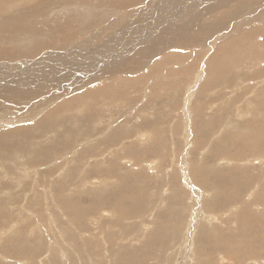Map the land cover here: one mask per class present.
Segmentation results:
<instances>
[{
  "label": "rangeland",
  "instance_id": "rangeland-1",
  "mask_svg": "<svg viewBox=\"0 0 264 264\" xmlns=\"http://www.w3.org/2000/svg\"><path fill=\"white\" fill-rule=\"evenodd\" d=\"M221 1L0 0L8 79L48 53L72 77L0 111V264H264V0ZM114 37L121 71L60 62Z\"/></svg>",
  "mask_w": 264,
  "mask_h": 264
},
{
  "label": "bare ground",
  "instance_id": "bare-ground-1",
  "mask_svg": "<svg viewBox=\"0 0 264 264\" xmlns=\"http://www.w3.org/2000/svg\"><path fill=\"white\" fill-rule=\"evenodd\" d=\"M4 1V0H3ZM93 1H95V0H93ZM97 1V0H96ZM102 2L103 1H107V0H101ZM109 1H115V0H109ZM155 1V0H154ZM162 1V0H161ZM253 1H256V0H253ZM261 1V0H260ZM100 2V1H99ZM234 2H235V0L234 1H232L231 3H230V5L231 6H233V4H234ZM242 2H243V0H242ZM258 2V1H257ZM104 3V2H103ZM154 3V2H153ZM261 4H263V2L261 1L260 2ZM100 4V3H99ZM106 4V3H105ZM220 7H222L223 5H224V0H222L221 2H218L217 3ZM244 4V3H243ZM251 4H253V2L251 3ZM83 5V4H82ZM94 5V4H93ZM124 5V3L122 2V0H120L119 2H117V1H115V2H112V3H109V2H107V4H106V6L107 7H111V8H108V11H111L112 12V9H113V7H117V6H119V7H124L123 6ZM254 5V4H253ZM258 5V4H257ZM260 5V4H259ZM37 6V5H36ZM86 6V5H85ZM88 6V5H87ZM96 6V5H95ZM141 6V5H140ZM218 6V7H219ZM242 6V5H241ZM261 6V5H260ZM80 7V6H79ZM78 7V8H79ZM248 7V6H247ZM263 7H264V5H263ZM67 8V7H66ZM82 8V7H81ZM79 9V10H82V9ZM92 8V7H91ZM261 8V7H260ZM64 9V11L66 12L67 10H65V7L63 8ZM90 9V8H89ZM216 8H215V6H208L207 7V12H206V14H212L213 13V10H215ZM251 9V8H250ZM94 10V9H93ZM249 10V9H248ZM247 10V11H248ZM257 10H258V8H257ZM95 11V10H94ZM212 11V12H211ZM64 12V13H65ZM102 12V11H101ZM82 13V12H81ZM66 14V13H65ZM117 14V13H116ZM247 14V13H246ZM94 15V14H93ZM98 15V14H97ZM101 15V14H100ZM114 15V14H113ZM119 15V14H118ZM137 15V14H136ZM99 17V16H98ZM229 17H230V15H229ZM229 17H228V19H229ZM231 18H235L234 16H231ZM19 19H21V17L19 18H16V20L17 21H21V20H19ZM225 19V18H224ZM222 20V19H221ZM191 21V20H190ZM214 21H216V20H214ZM224 21V20H223ZM222 21V22H223ZM227 22H228V20H226ZM66 22H67V17L65 16V15H61V18H59V15H57V20L55 21V23H52V26H51V24H49V25H47V26H44V28L43 29H46L47 31H48V33H50L51 32V34H49L48 36H47V38L46 39H43V42L42 41H37L36 43H42V44H45L47 41H50L51 39H57L58 37H59V35L60 34H62L63 35V38H65L64 40H62L61 42H60V44H62V43H64V42H66V41H69L68 39H66L67 37L68 38H71V37H73V35H74V32L72 33V31H66V28H61V29H59L58 28V25L61 23V24H66ZM90 22V21H89ZM238 22V21H237ZM98 23V22H97ZM195 23V22H194ZM213 23V22H212ZM229 23H230V21H229ZM239 23V22H238ZM243 25V24H242ZM8 26V25H7ZM21 26V25H20ZM213 26H214V28H218L219 29V27H220V25H219V23L218 22H216V23H213ZM241 26V25H240ZM257 26V25H256ZM8 27H11V26H8ZM211 27H212V25H211ZM238 27H239V25H238ZM252 27V26H251ZM258 27V26H257ZM12 28H14V27H12ZM195 28V30H199V27L198 26H195L194 27ZM214 28H213V30H214ZM236 28H237V26H236ZM250 28V27H249ZM253 28V27H252ZM254 29H255V26H254ZM3 30L4 29H2L1 31H0V33L1 32H3ZM12 30V29H11ZM211 30V29H210ZM223 30V29H222ZM253 30V29H252ZM248 31V30H247ZM102 32V31H101ZM76 33V32H75ZM13 34V33H12ZM134 34V33H133ZM150 34H151V31H150ZM186 34H189V33H186V32H184L183 33V35H181V36H177L178 37V40H179V44H184L185 42H188V41H191V42H193L192 40H195V41H197V39H194L192 36H190V34L189 35H186ZM91 35V34H90ZM94 35V34H93ZM92 36V35H91ZM37 37H39V36H37ZM36 37V38H37ZM195 37H196V35H195ZM212 37V36H211ZM11 39H15L16 38V35H13V36H11L10 37ZM30 38H32V36L30 37ZM94 37H92V39H93ZM200 38V37H199ZM198 38V39H199ZM205 38V37H204ZM151 39V38H150ZM119 39H117V37H114L113 38V40L111 41V43H113V44H107L106 45V48L108 49L107 50V52H109V55H108V57H103V59H102V57L99 59H96L95 58V56H94V54L93 53H91L88 49H84V51H81V50H76L75 52H73V53H71V54H68V53H63L64 55H70V57L69 56H63V57H61V61L60 62H70V61H73V63H77L76 65H79V66H81V70L83 71V72H86L87 70H89V68H95V67H99L100 68V70H99V76H97V77H100V76H109V75H112L114 72H118V71H121L122 70V68H123V62H125V60H128L129 61V58H131L132 56L134 57V55H132L131 57H128L127 56V54H116V55H114L113 53H112V51L114 50L113 48H115V47H117L119 44H118V41ZM89 40H87V42H88ZM200 41V40H199ZM198 41V42H199ZM34 42H35V40H34ZM98 42V41H97ZM85 43V42H84ZM94 43V42H93ZM114 43H117L118 45H116V44H114ZM202 43V42H201ZM201 43H200V45H201ZM16 44H17V42H16ZM148 44V43H147ZM178 44V45H179ZM28 45V44H27ZM146 45V44H145ZM180 45V46H181ZM198 45V44H197ZM80 46V45H79ZM199 46V45H198ZM222 46V45H221ZM86 47V46H85ZM95 47V46H94ZM123 47V46H122ZM125 47H127V48H129L128 46H125ZM131 47V46H130ZM10 48L11 47H8V49L7 48H4V52H0L1 54L2 53H6L7 55H13V53H11L10 52ZM178 48V47H177ZM94 50V49H93ZM106 50V49H105ZM140 50V49H139ZM144 50H147L146 48H144ZM114 51H116V49L114 50ZM118 51H121V50H118ZM141 52V51H140ZM139 52V53H140ZM44 53H46V52H44ZM47 53H48V51H47ZM85 53H86V55L88 56V57H92V60H90V59H88V60H83V58L84 57H86V55H85ZM51 53H48V54H43L44 56H42L41 58H39V59H37V60H34V59H32L28 64H31V66L30 65H28L27 64V67H26V64H22V66H23V69H27V68H29L30 69V71H28V72H25L24 74H22V73H19V74H16V75H20V78L19 79H17V80H11V79H8V77L6 76L7 75V71H6V67H5V65H4V63H0V111H3L5 108H8V104H9V102L11 101V100H16V98L14 97L15 95V93H17L18 91H22L23 93H22V95L20 96V102H21V104H24V103H26V102H29V101H31V99L33 98V99H35V97L36 96H38L40 93H44L43 91H45L47 88H52V86H51V83L50 82H53V81H57V80H68V79H71V81H72V77L69 75V74H67V73H59V71H58V69L56 68L58 65H60V64H58L57 66H52L51 64H54V63H59V61H57L55 58H53V57H48V55H50ZM56 54V53H55ZM88 54H90V55H88ZM97 54V53H96ZM137 54V53H136ZM147 54H148V52H147ZM61 55V54H60ZM100 55V54H99ZM117 55L118 56H123V58H122V60H119L118 58H117ZM41 56V55H40ZM136 56V55H135ZM145 56H146V54H145ZM76 59V60H74V59ZM105 58V59H104ZM4 59V58H3ZM52 59V60H51ZM134 59V58H133ZM43 62V63H42ZM49 62V63H48ZM19 64V63H18ZM51 66H50V65ZM75 66V65H74ZM62 68V67H61ZM63 69V68H62ZM65 69V68H64ZM9 70V69H8ZM2 71V72H1ZM21 71V70H20ZM90 72H88L86 75L88 76V77H90L91 75L89 74ZM198 75V74H197ZM81 77V76H80ZM77 78V77H76ZM75 78V79H76ZM10 80L11 81V84L10 83H6L7 81H5V80ZM43 80H45L43 83H40V81H43ZM2 82V83H1ZM68 82V81H67ZM70 82V81H69ZM33 83H36L37 85H35V86H31V85H33ZM58 83V82H57ZM60 86V85H59ZM206 86V85H205ZM25 87V89H21V88H24ZM63 88V87H62ZM64 89V88H63ZM82 89V88H81ZM40 98V97H39ZM41 99V98H40ZM108 105V104H107ZM31 107V106H30ZM112 107V106H111ZM38 108V107H37ZM90 108V107H89ZM110 108V107H109ZM7 110V109H6ZM31 111H30V114L35 110L36 111V109L34 108V106L33 107H31V109H30ZM14 111V110H13ZM19 111V110H18ZM6 112V111H5ZM10 112V111H9ZM12 112V111H11ZM36 114V113H35ZM77 123V122H76ZM72 125H73V123H72ZM71 125V126H72ZM81 125V124H80ZM84 125H86V123L84 124ZM71 126H69V127H71ZM48 127V126H47ZM79 127H82V125L81 126H79ZM54 133V132H53ZM34 134V133H33ZM44 134H47V133H44ZM58 134V133H57ZM27 135V134H26ZM55 135V134H54ZM24 136V135H23ZM20 139V138H19ZM25 139V138H24ZM14 141V140H13ZM8 142H10L11 143V140H8ZM7 143V142H6ZM18 144V143H17ZM20 144V143H19ZM9 145H11L12 146V143L11 144H9ZM18 148V147H17ZM17 148H16V150H17ZM14 150H15V148H14ZM19 150V149H18ZM42 150V149H41ZM43 151V150H42ZM14 152V151H13ZM12 152V153H13ZM22 153H24L22 150H19V151H15L14 152V154L15 155H17V156H21L22 157ZM26 154V153H25ZM28 154V153H27ZM38 154H39V151H38V149L36 148V146H33V147H31L30 148V156H29V158H27V156H24L23 157V159L25 160V163H27V162H30V163H34L35 161H36V159L38 158ZM41 154V153H40ZM120 155V154H119ZM41 155H39V157H40ZM42 159V158H41ZM40 159V160H41ZM159 159V158H158ZM74 160V159H73ZM43 162V161H42ZM13 163V162H12ZM14 164V163H13ZM30 165V164H29ZM34 165V164H33ZM27 166V165H26ZM32 167V166H31ZM39 167H41V166H39ZM38 167V168H39ZM42 168V167H41ZM88 169V168H87ZM185 169V168H184ZM38 171V170H37ZM84 171H85V169H84ZM7 172V171H6ZM2 173V172H1ZM8 174V173H7ZM25 175V174H24ZM37 175H39V173L37 174ZM31 176V175H30ZM35 178H37V177H35ZM39 178V177H38ZM37 178V179H38ZM205 179V178H204ZM30 180H32V179H30ZM19 180H17V182H18ZM24 180H23V184H24ZM19 183V182H18ZM34 183V182H33ZM32 183V184H33ZM37 183H38V181H37ZM34 185V184H33ZM14 186V185H13ZM25 186V185H24ZM24 186L22 187V188H24ZM30 186V185H29ZM140 186V185H139ZM141 187V186H140ZM1 188V187H0ZM21 188V187H20ZM35 188V187H34ZM19 189V188H18ZM25 189V188H24ZM30 189H32V186H30ZM26 190L27 189H25V192H26ZM34 190V189H33ZM19 191V190H18ZM23 191V190H22ZM32 191V190H31ZM35 192V191H34ZM24 192H21V194H23ZM25 195V194H24ZM227 202V201H226ZM218 215V214H217ZM226 215V214H225ZM208 216H210V215H208ZM31 217V216H30ZM210 217H212V216H210ZM222 218V217H221ZM213 219V218H212ZM218 219H220V218H218ZM217 222V221H216ZM213 224V223H212ZM211 224V225H212ZM50 247V246H49Z\"/></svg>",
  "mask_w": 264,
  "mask_h": 264
}]
</instances>
